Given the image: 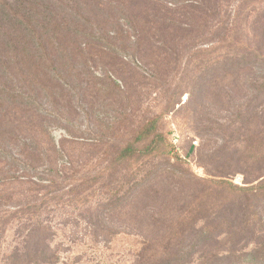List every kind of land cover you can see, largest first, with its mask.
I'll list each match as a JSON object with an SVG mask.
<instances>
[{"label": "rangeland", "instance_id": "374dc122", "mask_svg": "<svg viewBox=\"0 0 264 264\" xmlns=\"http://www.w3.org/2000/svg\"><path fill=\"white\" fill-rule=\"evenodd\" d=\"M152 2L153 7L122 0L13 2L22 16L39 15L37 22L62 24L65 31L55 55L31 53L26 74L17 82L11 74L25 68L3 67L0 60V70L9 73L0 79V89L20 86L24 77L27 86L37 68L54 80L28 91L53 89L64 106L58 111L54 98L41 97L45 120L38 123L21 110L8 112L10 106L0 102L5 147L14 155L27 152L22 160L33 176L14 183L10 178L19 173L0 163V264L8 263L17 249L21 264L26 261L24 245L37 221L46 236L53 234L59 264H130L141 242L137 234L171 231L155 219L186 214V176L223 178L239 186L264 179V0ZM130 22L142 30L152 28L148 40L156 45L153 51L142 54L138 36L129 35L123 40L126 47L116 43L117 51L90 48L109 31L134 35ZM244 57L250 61L239 65ZM227 58L235 62L225 70L208 68L213 59L223 63ZM48 68L57 71L56 77ZM156 117L160 134L182 161L162 150L151 161L124 164L117 174L116 153ZM147 173L151 182L141 194L133 191L135 180L146 181ZM89 177L94 182L83 184ZM77 193L91 199L79 203ZM8 197L13 199H2ZM136 197L133 208L116 215L109 211L116 198L125 199V205ZM33 200L41 206L35 216L16 207ZM180 202L185 206L173 208ZM97 218L100 225H94ZM245 255L236 264H264L253 245Z\"/></svg>", "mask_w": 264, "mask_h": 264}, {"label": "trees", "instance_id": "16d2710c", "mask_svg": "<svg viewBox=\"0 0 264 264\" xmlns=\"http://www.w3.org/2000/svg\"><path fill=\"white\" fill-rule=\"evenodd\" d=\"M17 1L19 0H0L1 63L3 67L10 65V68H13L14 64H17L25 68L23 71L11 74L12 82L19 81V75L26 74L27 58L31 56L32 52L46 56L52 52V55H55L63 44L60 38L65 31L62 24L45 25L37 22L35 17L39 15L29 14L27 18L22 16L19 11L15 10V6H12L13 2ZM122 2L126 4L137 2L152 7L153 4H156L152 0H122ZM130 25H132L134 35L126 31L124 32L127 35L124 32L114 31L112 36L110 34L112 32L109 31L107 35L103 34L97 41L95 38L91 42L92 44H89L90 48L107 47L117 51V42L120 41L121 47H126L123 40H130L129 36H138L140 52L145 51L144 54H147L153 51L156 45L148 40L152 28L142 30V28L135 27L133 22H130ZM72 30V27L68 28L69 32ZM74 30L76 35H79V31ZM98 31L103 32L101 29ZM104 36L108 39H105ZM146 40L147 46L144 43ZM243 59L244 62L239 65L250 61L246 57ZM234 62L235 58H227L223 63L213 59L208 63V68L217 69L222 66L225 70ZM48 69L56 77L57 71L52 68ZM4 77H9V73L0 70V79ZM50 80H54V77H50L48 73L41 72L36 68L35 79L30 80L27 86L25 84L26 77H24L23 84L20 86H13L10 90L1 88L0 102L4 103L3 106H10L8 112H15L18 115L17 110H21V113L33 116L39 123V121L45 120L43 111L46 110L38 103L41 97L54 98V105L58 111L64 106L56 97L58 92L53 89L48 90L41 87L39 90L32 88L28 91L31 86L46 84ZM42 91H45L46 94H42ZM158 126L159 119L157 117L145 122L136 132L133 140L116 153L113 162L117 174L121 173L120 170L124 164L140 158L151 161L162 150L165 156L168 154L175 160L182 161L180 155L175 153V146L169 142L167 136L160 134ZM13 137L14 140L18 138L17 135L12 136V139ZM23 146L28 148V144ZM10 153L5 147L2 134H0V163L19 173L12 176L10 181L25 183L23 181L33 177L25 170L28 169L26 159L22 160L23 155L27 152L23 151L19 155ZM18 166L21 167L20 170H18ZM131 175L135 177L136 173ZM149 175L150 173H147V180H142L141 183L135 180L132 190L141 194L146 184L151 182V179L147 177ZM190 176L192 175L190 174ZM86 179L83 184H87L89 181L94 182V178ZM179 179L181 182H185L183 178ZM123 188L124 186H121V189ZM92 193L96 194L95 191ZM75 195H77L76 201L79 203L91 199L89 194L86 197L82 193ZM2 199L10 201L13 198ZM124 200L116 198L115 201H112L111 210L109 209L112 215L120 214L121 209L133 208L137 197L129 199L125 205ZM183 206L185 203L180 202L173 205V208ZM16 207L23 212H30L34 216L41 208L38 201L34 200ZM100 220L97 218L96 221H93L94 225H100ZM32 221L33 218H30V222ZM155 221H164L172 227V230L158 233L159 235L137 234L136 236L141 238V242L135 253L131 255L130 264H236L238 259L243 262L245 259L243 257L246 256L247 250L252 245L258 249L259 257H264V179L257 184L239 186L223 178L204 180L196 176L193 178L186 176V214L170 213L166 214L164 218L155 219ZM41 224L40 221H37L35 226L38 228L27 235L30 241L28 240L24 245L26 261H23L22 264H59L60 262V256L52 251V237L54 236L52 233L46 236L39 227ZM99 235L100 232L97 230L92 233L95 240ZM19 252L17 249L10 255L6 264H21V260H19L21 253Z\"/></svg>", "mask_w": 264, "mask_h": 264}]
</instances>
